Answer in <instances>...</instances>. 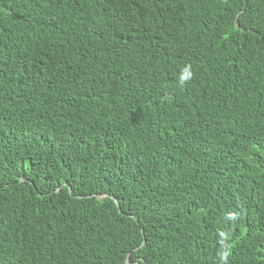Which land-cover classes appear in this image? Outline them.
I'll return each mask as SVG.
<instances>
[{"label": "trees", "instance_id": "obj_1", "mask_svg": "<svg viewBox=\"0 0 264 264\" xmlns=\"http://www.w3.org/2000/svg\"><path fill=\"white\" fill-rule=\"evenodd\" d=\"M127 260L264 264V0H0V264Z\"/></svg>", "mask_w": 264, "mask_h": 264}, {"label": "water", "instance_id": "obj_2", "mask_svg": "<svg viewBox=\"0 0 264 264\" xmlns=\"http://www.w3.org/2000/svg\"><path fill=\"white\" fill-rule=\"evenodd\" d=\"M126 264H130L129 260H127V263Z\"/></svg>", "mask_w": 264, "mask_h": 264}, {"label": "clouds", "instance_id": "obj_3", "mask_svg": "<svg viewBox=\"0 0 264 264\" xmlns=\"http://www.w3.org/2000/svg\"><path fill=\"white\" fill-rule=\"evenodd\" d=\"M238 26V24H236Z\"/></svg>", "mask_w": 264, "mask_h": 264}, {"label": "bare ground", "instance_id": "obj_4", "mask_svg": "<svg viewBox=\"0 0 264 264\" xmlns=\"http://www.w3.org/2000/svg\"><path fill=\"white\" fill-rule=\"evenodd\" d=\"M215 86V85H214ZM214 88V87H213Z\"/></svg>", "mask_w": 264, "mask_h": 264}]
</instances>
